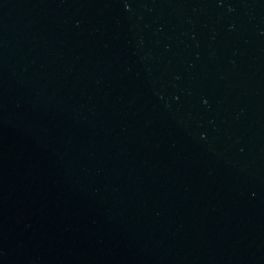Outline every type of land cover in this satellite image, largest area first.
Returning <instances> with one entry per match:
<instances>
[{
	"label": "water",
	"instance_id": "1",
	"mask_svg": "<svg viewBox=\"0 0 264 264\" xmlns=\"http://www.w3.org/2000/svg\"><path fill=\"white\" fill-rule=\"evenodd\" d=\"M0 264H264V0H0Z\"/></svg>",
	"mask_w": 264,
	"mask_h": 264
}]
</instances>
